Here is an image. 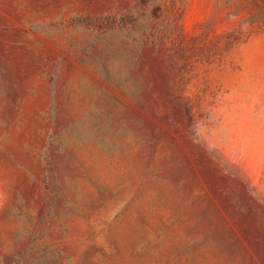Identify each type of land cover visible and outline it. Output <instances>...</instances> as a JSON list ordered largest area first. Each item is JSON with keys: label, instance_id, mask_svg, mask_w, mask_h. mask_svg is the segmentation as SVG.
Instances as JSON below:
<instances>
[{"label": "rangeland", "instance_id": "obj_1", "mask_svg": "<svg viewBox=\"0 0 264 264\" xmlns=\"http://www.w3.org/2000/svg\"><path fill=\"white\" fill-rule=\"evenodd\" d=\"M0 264H264V0H0Z\"/></svg>", "mask_w": 264, "mask_h": 264}]
</instances>
